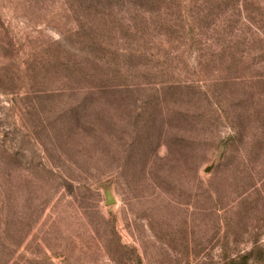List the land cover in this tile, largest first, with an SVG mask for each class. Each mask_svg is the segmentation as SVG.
Returning a JSON list of instances; mask_svg holds the SVG:
<instances>
[{
    "label": "rangeland",
    "instance_id": "obj_1",
    "mask_svg": "<svg viewBox=\"0 0 264 264\" xmlns=\"http://www.w3.org/2000/svg\"><path fill=\"white\" fill-rule=\"evenodd\" d=\"M100 57L120 87L72 68ZM255 241L264 0H0V264H224Z\"/></svg>",
    "mask_w": 264,
    "mask_h": 264
},
{
    "label": "trees",
    "instance_id": "obj_2",
    "mask_svg": "<svg viewBox=\"0 0 264 264\" xmlns=\"http://www.w3.org/2000/svg\"><path fill=\"white\" fill-rule=\"evenodd\" d=\"M96 17L102 19L104 18L103 15H97ZM95 17H92L87 20V26L91 29L89 33L86 32V26L85 23L78 25V29L75 33V36L78 38V44L80 43V49L83 50L84 55H89L94 52L95 46L100 45V43H103L99 41L96 37V30L94 29V23L95 21L93 20ZM86 32V34H84ZM82 34L86 35L82 39ZM82 41V43H81ZM86 46V48H85ZM94 59V58H92ZM93 62V61H92ZM71 64V63H70ZM116 64V62H113L110 59H106L105 57H100L97 58L96 62L94 64H89L87 63L84 59H74L72 62V68L75 69L77 74H80L82 71V75L85 77V81H88L89 84H92V86L97 89V90H102L105 91L110 88H118L120 87L121 84H119V81H116V75L115 74H110V69L113 71L118 70L117 72L120 73V69L118 68H113ZM105 67V71H103V67ZM66 68L69 67V64L66 63L65 65ZM117 67V66H116ZM113 68V69H112ZM69 69V68H68ZM84 121V122H83ZM82 122L83 123H90L91 125H95V123L90 122L87 119H84ZM81 128V127H80ZM82 129V128H81ZM97 129V128H96ZM224 264H264V260H260L261 258H255V252H263L264 254V244H259L258 242H254L250 249L248 251H243V252H238V253H230L229 250L224 247ZM140 261V260H138Z\"/></svg>",
    "mask_w": 264,
    "mask_h": 264
},
{
    "label": "water",
    "instance_id": "obj_3",
    "mask_svg": "<svg viewBox=\"0 0 264 264\" xmlns=\"http://www.w3.org/2000/svg\"><path fill=\"white\" fill-rule=\"evenodd\" d=\"M212 165H213V164H210V165L206 166V167H205V170H206V171H209V170L212 168ZM114 201H115V200H114L113 195L111 194L110 190L107 189V190H106V201H105L106 204H107V205L113 204Z\"/></svg>",
    "mask_w": 264,
    "mask_h": 264
}]
</instances>
